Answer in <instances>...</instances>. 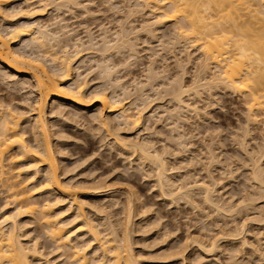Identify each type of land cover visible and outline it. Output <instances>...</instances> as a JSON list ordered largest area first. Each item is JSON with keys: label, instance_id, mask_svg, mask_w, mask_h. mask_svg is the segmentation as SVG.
<instances>
[{"label": "rangeland", "instance_id": "1", "mask_svg": "<svg viewBox=\"0 0 264 264\" xmlns=\"http://www.w3.org/2000/svg\"><path fill=\"white\" fill-rule=\"evenodd\" d=\"M65 1L27 0L28 4L16 1L12 7L16 10L26 9L31 4V7L39 9L45 5L46 10L44 12L42 10L44 15L36 18L37 23L57 32L60 46L70 43L68 46L72 58L79 50V59L73 63V66L79 70L77 72L74 70L73 76H77V73L81 72L82 81L84 79L88 81V87L91 91L104 89L106 93H109V96L115 93L123 99L125 107L130 108L128 112L133 110L132 114H135L139 108L138 112H141L142 115L139 124L135 125L131 121H124L117 112L115 113L117 119L113 120L114 123L112 122L111 128V126L103 127L94 119L93 114L95 113L96 116L97 112L101 110L99 103H95L89 108L90 111L86 112L87 114L85 111H76L74 106L70 107L66 102H62L65 107L59 106L61 104H58L59 101H55L56 104L53 102L54 105L52 104L56 109L50 107L55 111H61L57 110L59 107L63 112L62 115L49 116L50 124L54 126H51L53 129L50 128L52 130H50L52 132H50V137L52 143L55 144L54 151L59 166L58 172L63 181L75 185L79 183L80 187L79 189L76 188V194L83 200H81L83 211L87 215L88 221L96 222L94 224L98 226L102 235L110 227L111 231L116 229L117 232L114 231L113 233L116 238L125 235L123 233L126 232L123 231L126 228L128 230L126 234L130 233L129 240L131 243L129 244H131L132 253L139 262L137 264H264V179L263 181L260 180L263 182L261 184L259 177L256 180L254 174L257 163L262 166V168L260 166L262 173L260 175L264 178V108H262V112L255 106L252 116L257 115L256 119L255 121L251 119L249 122L247 116L251 113L248 108L252 101L247 102L249 101V97L245 93L247 88L241 87L238 90H231L224 89L222 85L218 84V86L213 87L200 86L196 89V91L198 90L197 93L199 92L197 94L193 88L194 82L202 75L207 79L210 78L216 69L211 64L212 66L210 65L206 71L199 73L200 51L191 43L193 42V40L191 41L192 38H189L188 35L185 37V34L182 37V29L181 32L178 30V22L174 19L163 18V20L161 19L163 24L159 19L160 24L151 26L150 24L154 23L153 19L155 18L150 8L148 9L147 6L145 8L137 7L133 4L134 0ZM129 7L131 8L129 9ZM1 9V12L8 15L12 12L10 10L5 12L3 7ZM131 9L132 11H130ZM128 14H130L129 17H127ZM6 18L9 19L8 16ZM6 18L2 20L0 17V27L9 26ZM146 23H149L150 27L149 25L145 26ZM141 27L143 29L149 27V30L148 28L141 30ZM123 30L132 32L130 34L131 41L134 40L135 43L134 41L132 43L137 46L134 45L136 48L135 56H131L132 52L129 48L117 49V46L116 49L111 48L113 51L109 49V52H104L103 55L102 51H105L101 50L104 45L103 37L105 36L111 43L115 44L117 42L116 36L121 35ZM76 41L80 44L78 50L72 45ZM92 41L96 43L94 46L91 45ZM166 42L168 43L165 44ZM36 51L37 53L39 51V53L54 55L49 44L44 49ZM105 62L112 68L108 75L101 70L102 66L107 65ZM46 65L48 66V63ZM1 68L3 71L0 69V98L4 99L5 102L9 101L7 103L11 104L10 107L13 110L15 107L16 112L25 111V115L23 114L21 117V122H23L21 127L30 130L32 123L30 122V114L32 112L26 114V110H29L28 105L33 101L34 86L31 82L26 83L23 90L24 85L14 84L13 78L7 76L9 75L8 70L3 66ZM153 70L157 74L156 76L152 73ZM149 71L152 72L149 73ZM150 75L151 78L153 76V79L150 78ZM180 77L183 84L181 81V83L179 82ZM118 82L123 87L117 85ZM172 82L174 87L171 85ZM180 84L189 89L183 95L185 102L195 107L194 110L187 108L190 112L186 107L185 109L182 108L184 111H180L183 113L179 112L181 117L176 112L171 111L170 115L168 113L177 105L171 95L175 91L173 88L177 89ZM171 91L173 92L171 93ZM90 97L92 98V95ZM89 98L87 100L91 101ZM141 98L146 101L143 102L144 99ZM259 99L263 101L264 97ZM27 100L30 103L26 102ZM22 102L24 103L22 104ZM64 109L66 112L63 111ZM105 115L109 116L110 114L105 112ZM63 116L65 117L63 118ZM115 132L116 134L120 132L119 135H123L122 137L128 142L142 143L144 141L143 143H145L149 141L152 145L151 149L154 147V150L165 158L167 167H169L167 175L169 180L173 182V186L171 184L168 187L166 183L163 184L165 186L158 183L154 162L149 159L145 160L146 158L143 160L140 154L139 157L133 150H127L129 148L126 149V146L121 145L122 143L119 144L115 141L117 138ZM26 134L24 137L27 139L29 137L28 140L32 141L31 134L29 132ZM178 135L181 136H179L180 140ZM14 162H8L9 165L7 161L5 163L9 166L8 169L10 170L11 167L15 173L18 168L22 169L25 165H29V161ZM26 166L23 168L24 170H26ZM25 172H22L18 180L28 177L30 179L29 175L31 174H28L30 171ZM40 176L39 180L33 181L34 184H29V188L40 187L41 182L44 181V176ZM199 181L203 184L200 185ZM1 184L3 183L0 181V206H3L4 203L6 205L8 200L6 206H11L8 204L12 200L10 192L4 191ZM191 184L193 187L190 186L191 188L188 189ZM94 185L96 187L103 185L102 188L100 187L102 191L99 190L101 193L98 191L99 188L94 191ZM160 186H162L161 189L164 187L163 192H161ZM205 186L210 187V189L208 188L210 191L213 189L211 192L212 199L217 204L205 203L206 200L203 198ZM175 191L180 192V194H176ZM129 192H132L131 195L135 194L132 196L129 194V197L127 196ZM167 193L170 194L167 195ZM33 196L34 199H32L37 200L36 202L40 205V202L45 203L49 199L52 204L50 212L59 210L61 207L64 210L70 205L68 200L58 202L56 205L57 203H54L56 202V194L47 193L40 189H37ZM128 197L133 205L131 204L132 207L129 211L131 219L129 221L128 218L125 221L129 209L127 206ZM216 206H219L220 209H217ZM72 207L75 208V206ZM74 208L63 211L61 215L59 214L58 220L64 222L70 220L71 222V216L73 219L76 213ZM229 210L231 212H228ZM36 214L35 216L26 214L23 217V229L25 230L22 229L21 231L23 243L28 241L27 245L30 244V246L32 243L33 245L36 243L40 249V255L37 254L32 258V260L35 259L32 264H45L47 260L52 261L50 262L52 264H77L78 262L72 261L75 257L72 249L65 247L61 248L60 251L59 249L56 250V245L52 243L48 234H45L46 228H44L45 225L43 227L44 223L41 221L42 215L40 217V214H37L38 216ZM70 214L71 216H69ZM63 221L62 223L66 224L64 227L66 231L71 227L74 229L76 224L80 228L81 233L78 229L79 232L75 231L76 233H74L77 236L73 237L75 238L73 244L76 241L75 245L78 242V245H81L82 242L83 246L86 243L88 247L89 243L94 241L86 229H83L84 225L82 226V224L84 223L80 218L73 219V222L68 224ZM122 223L129 227L124 226L123 228ZM82 230L87 233H83ZM78 237L79 239H77ZM243 238H246V241ZM212 241L216 242L217 247L213 251H207ZM243 242L245 243L243 244ZM91 243L85 251V254H88L86 256L87 263L85 260L86 264H92L90 263L91 258L102 254L101 249L97 248V241ZM200 245H203L205 249H202ZM235 249L236 252L233 253ZM97 250L99 252H96ZM176 253L177 255H175ZM173 254L174 256H172ZM106 256L108 259L109 253Z\"/></svg>", "mask_w": 264, "mask_h": 264}, {"label": "bare ground", "instance_id": "2", "mask_svg": "<svg viewBox=\"0 0 264 264\" xmlns=\"http://www.w3.org/2000/svg\"><path fill=\"white\" fill-rule=\"evenodd\" d=\"M16 1H21V2L28 4L27 0H0L1 19L5 20L6 16L9 17V19L6 18L7 19L6 22L8 23L9 26L8 27L6 26V28L2 26L0 27V69L3 71L1 66L6 68L9 73V75L6 74L7 76H9L8 78H11V79L13 78L12 80L14 84L19 83L21 85H24V87L21 86L22 89L26 87L25 85L26 83L29 84V82H31L33 84L32 86H34L33 92L35 95L33 96L32 94L33 96L32 103L28 101L30 100L28 98H27L28 100L26 101L30 103L28 105L29 110H26V114L29 112H32L30 114L31 115L30 122L32 123L30 124L29 122V124L31 125L30 130L23 128V126L21 127L23 123L21 122V117H23V114L25 111L21 112L19 109L21 113L16 112L15 111L16 108L14 107V110H13V108L10 107L11 104L7 103L9 101L5 102L3 101L4 99L2 100L0 98V181L3 183L1 184V186L4 188V191L7 190L10 192L9 194L12 199L8 203L9 205L11 204V206H6L9 200L6 202V205H4L5 204L4 203L3 206H0V212H2L0 214V264H32V261L35 260V259L32 260V258L35 257V255L40 253L39 247H37L36 246L37 244L34 242L35 240L33 241L35 245H33V243L31 242L32 246H30L29 244L30 242L28 243L29 245H27L28 241L26 243L24 242L25 243L24 244L21 238L23 237V234L21 233L23 229V222H22L23 217L26 214L28 215L32 214L35 216V213H37L38 215L40 214V217L42 215L41 217L42 219L39 217L38 218L41 219V221H43L44 223V224L42 223L43 227L45 225L44 228H46L45 229L46 232L45 231L44 232L45 234H48L52 243L56 245V250L59 249L60 251L61 248H65V247L66 249L67 247L72 249L73 253L75 254L74 255L75 257L72 256L74 258V260H72L73 262L76 261L75 263L78 262L80 264H84L86 260V263H87L88 260L86 259L87 258L86 256H88V254L86 255L85 251H87L86 249L90 247L89 245L92 244L91 242L97 241V244H98L97 248L101 249L100 251H102V254L100 253H99L100 255L97 254L98 257L95 256L97 257L96 259L95 257L94 258L92 257L93 259H95V261H93L94 264H137L138 260L136 259L135 255L132 253L133 251L131 248V244H129L131 243V241L129 240L130 233L126 234L128 230L125 228V231L123 232H126V233H123L125 235L120 237L121 239L117 236L120 240L116 238V236H113L114 231L115 233L117 232L116 229L113 230L114 227L112 228L113 231H111V227L110 229L108 228L110 232H108V230L105 228L107 231L105 230V233H103L102 235V232L98 230V226L94 224L96 222L93 223L91 221H88L86 217L87 215L84 214L83 202H82L83 200L80 197H78L76 194L77 193L76 190L79 189L80 187L78 185L79 183L77 185L71 184L66 181H63L60 178V173L58 172V169H59L58 161H57V158L55 156V151H54L55 144L52 143V140L50 137V132L52 131L51 129L53 128H51L52 125L50 124L49 116H52L54 114L62 115L63 112H61L62 111L61 108L59 109L58 107L57 109L61 111H55L54 109L56 108L53 107V105L56 104V102L58 101H59L58 104L61 103L59 106H64L62 105V102L64 103L66 102L68 103V106L70 107L74 106L76 111H82V112L85 111V113L86 112L88 113L90 111L89 108H91L95 103H99L101 106V110L99 111L97 110L98 112L96 116H95V113L93 114V116L95 117L93 118L97 120L99 124L102 125L103 127H110L112 125L113 120L117 119V115L115 114L117 112L120 115V117L124 119V121L126 122L131 121L133 124L137 125L139 124V121L142 117V115L140 114L141 112H138L139 108L138 109L136 108L137 112L135 114L134 113L132 114L133 110L128 112L130 108L125 107V104H124L125 102H123V99H121L115 93H112L111 96H109L108 95L109 93H106L104 89L91 91L90 88L88 87V81L85 79L82 81L81 72H78L77 76H73V73H74L73 71L76 70L77 72L79 70V69L77 70L73 66V63L77 59H79L78 49L80 47L79 46L80 44L77 41L72 43L73 47H75L76 50H78L76 51V54H74V58H72L73 56L70 55V51H69L70 47L68 46V44L70 43L66 44L65 46H60L59 45L60 41L58 39L59 38L58 33L52 31L51 28L39 25L37 23L36 18L44 15L43 12L44 10H46V8H44L45 5H43L39 9H36L34 7H31V4H29V7L26 9L21 8V9L16 10L15 8L12 7V4L15 3ZM71 1L73 0H66L65 2H71ZM133 4L137 7L139 6L140 8L141 7L145 8L146 6L148 9L150 8V11L152 12L155 18L153 19L154 23L150 24L151 26H153V24L157 25V23L160 24L159 19L163 20V18H166L168 20L174 19L175 21L178 22V23L176 22L177 25L179 26L177 27L179 31L182 29V34H181L182 37L185 34V37L189 36V38H192L191 41L193 40V42L191 43H193V46L199 49L200 51L199 65H198L199 73L200 71L201 73L206 71V69H208L211 64L214 65V68L216 69V71L214 72V74L211 75L210 78L207 79V77L202 75L203 77L200 76V78H198V80L194 82L195 85L193 88L195 91L200 86L213 87V86H216L217 84L222 85L224 89L228 88L231 90H238V89H241V87L242 88L245 87L247 88L246 89L247 92L245 93H247V96L249 97V98L247 97L249 100L247 102L252 101V103H249L250 106L248 105L249 106L248 110L251 113V115L247 116V118L249 122L251 121V119H253L252 121H255L256 119L255 117L257 115L252 116V113L254 112L253 108L256 106V108L260 109L261 111L263 110L262 108H264V105H262L264 104V99L263 101H261L262 99H259V98L264 97V0H134ZM2 7L3 9L5 8L4 9L5 12L6 11L8 12L9 10L12 11L11 14L8 15L7 13L1 12ZM131 7H129V9ZM165 7H169V8L165 9ZM130 11H132V9ZM133 12H134V8H133ZM129 15L130 14H128L127 17H129ZM162 20H161V23L163 22ZM148 25L149 23H146L145 26H148ZM149 27H147L148 30H149ZM147 28L144 27V29H147ZM142 29L143 28L141 27V30ZM183 29L185 30L184 32L186 33L183 32ZM129 30H123V32L120 31L121 35L116 34L117 32L119 33V31L115 33L117 35L116 36L117 38H115L117 39L116 43L120 42L118 45H116V43L115 44L111 43V41L108 40V38L104 36L103 37L104 45L102 47L103 49H101V50H105V51H102L103 55H104V52L105 53L109 52V49L111 48L116 49V46H117V49L118 48L119 49L129 48V50H131L132 52L131 56H135L136 54L135 52L136 48H134L135 41L132 40L134 41V43H132L131 38H130V34H132V32ZM136 32L138 31L136 30ZM167 43L168 42H166L165 44ZM13 44L15 45L13 46ZM48 44H49V48L53 51L54 55H50V53L48 55L47 53L45 54L41 52L39 53V51L37 53L36 50L44 49L46 45ZM95 44L96 43L92 41L91 45L94 46ZM45 62L48 63V66L46 65ZM108 65L109 64L102 66L101 68V70H103V72L107 75L110 74L111 73L110 71L112 70V68ZM150 72L152 71H149V73ZM154 72L155 71L153 70L152 73ZM156 75L157 74H155L154 76ZM150 78H151V75H150ZM151 79H153V76ZM178 79L179 78L177 77V80ZM181 79L182 78L180 77L179 82L181 81ZM173 82L171 83V85L173 84ZM119 83L120 82H118L117 85H120ZM182 84H180L177 89L173 88L175 89L174 92L171 91V93L173 92V95L171 96L174 98L177 105L175 104L176 105L174 108L175 111L174 109L173 110L170 109V112H168L169 115L171 111L176 112V113H179V112L183 113L184 111L183 109H185V107L186 109L187 108L188 109L192 108V110L195 109V107H193L192 104L185 102L183 95L184 93L188 92L189 89H186L188 87L183 86ZM27 88L29 89V87ZM30 88H31V85H30ZM137 90L139 89L137 88ZM245 93L243 94L245 95ZM90 95H92V98L90 97ZM88 98L91 101L87 100ZM141 99L143 100L144 98H141ZM144 101L146 100L144 99L143 102ZM53 102L55 103L53 104ZM23 103L24 102H22V104ZM50 107H53L54 109L53 108L50 109ZM180 110H183V111H180ZM63 111H65V109ZM105 112H108L110 115L106 116ZM175 116L177 115L175 114ZM64 117L65 116H63V118ZM179 117H181V114L179 115ZM27 132L31 134L32 141L28 140L29 137L28 139L24 137V135ZM119 133L116 134L115 132V137H117L115 141H117L119 144L122 143L121 145L126 146V149L129 148L127 150H133V152L136 155L138 154L139 156L140 154L143 160L144 158H146L145 160L149 159L152 162H154V164L156 165V171H155L156 177L158 178L157 180L159 181L157 182L160 183L161 185L166 183V185L168 184L167 186L169 187V185H171L173 182L169 180L168 178L167 173H168L169 167H167L168 164L165 162L164 160L165 158H163L162 155L159 154V152L155 151L154 147H152L153 149H151L152 145H150L151 143H149V141L148 142L146 141L145 143H143L144 141L143 142L141 141L142 143L128 142V140L124 139L122 137L123 135L121 136L119 135ZM178 134H181V133L178 132ZM179 136L180 135H178V138ZM119 144L117 145L119 146ZM122 148L124 149L123 146ZM259 148H262V147H259ZM263 152H264V149H263ZM262 157H263V154H262ZM6 161L8 165H9L8 162L10 161L11 162L17 161L18 163L19 161H25V162L29 161V165L28 166L25 165L27 167L26 170L23 169L25 167L24 166L22 168L23 170L21 168L20 169L18 168L17 172L15 173L13 172L14 170H12L11 167H10V170L8 169L9 166L6 165L5 163ZM17 162H14V163H17ZM253 162L255 163L256 160ZM256 164H255L256 167L254 170V174L256 177L255 179L256 180L259 179V181L260 180L263 181L264 178L263 176H261L262 173L260 170L262 166L260 165L261 166L260 168L259 164L257 165ZM10 165H12V163H10ZM11 170H12V173H11ZM21 171L22 172L26 171L25 173H27V171H30L28 172V174H31L29 175L30 179L28 177L26 179L24 178L23 180L22 179L18 180L19 179L18 177L22 175ZM40 175L44 176V181L41 182L40 187L38 186V188L37 187L29 188L31 183L34 184L35 179L39 180V178L41 177ZM258 175H260L262 179H260L261 177ZM263 182L260 181L261 184H263ZM202 184L200 182V185ZM102 186H99V187L95 186V188L93 189L95 191V189L99 188L98 189L99 191L101 190L100 187L102 188ZM190 186L193 187L191 184L189 185L188 189L191 188ZM207 186H205L204 188L205 195L203 198L206 200L205 203L208 202V204L210 203V205L211 204L214 205L216 202H214V200L212 199V193H211L213 189L210 191L209 190L210 187H207ZM161 187L162 186H160V189ZM183 188L187 189L186 187H183ZM37 189H40L41 191H45L47 193L48 192L55 193L57 196L56 202L54 201L53 202L55 204L57 203L56 205H58V202L61 203L64 200L65 201L68 200L70 205L68 208L65 206L68 210L66 208H64L63 210V208L61 207L62 208L61 209L59 208L60 207L59 206L58 207L59 210L56 209V211L52 210V212H50L51 211L50 209H52L51 207L52 204L49 202L50 201L49 199L45 203L39 201L41 205L38 204V202H36L37 200L36 201L33 200L34 199L33 195ZM162 190H164V187L163 189H161V192H163ZM171 191L173 192V190ZM131 193L129 192L127 196H129V194L131 195ZM170 193H167V195ZM178 193L180 194V192H177L176 194ZM174 194H172L173 197H174ZM129 197H128L129 200L127 199L128 203L126 201L127 206H129V209L128 211L126 210L128 213L126 214L127 218H125V221H127L126 219L128 218H129V221L131 219V216H130L131 214L129 215V211L133 205L132 204L133 202L130 200ZM72 206H75V208ZM71 207L74 208L75 209L74 212H76L75 214L73 212L74 214L73 219L80 218L82 220V223H84L82 224V226L84 225L83 229L84 230L86 229V231L91 236L92 240H94V241H91V238H89L90 239L89 241L91 242L90 243L88 242L89 243L88 247L86 246V243L83 246L82 242H81L82 246L78 245L79 242L77 245H75L76 241L73 244V239H75L73 237L77 236V234L74 235V233H76L75 231H78L80 229L77 227L78 226L77 224H76L77 228L73 225L75 227L74 229L71 227L69 230L66 231V228H64L66 224L62 223L63 220L61 221L58 220L59 214L61 215L63 211L64 212L69 211V209H72ZM216 207L217 209H220L219 206H216ZM231 210H229L228 212H231ZM69 216H71V214ZM73 219L71 216V220H72L71 222H73ZM68 221L69 222H64V221L63 222L67 224L71 223L70 220ZM99 226L101 225L99 224ZM124 226L127 227L128 225L126 226L123 224V228ZM24 230L25 229H23V231ZM84 230H82L83 233L85 232ZM79 233H81V231ZM77 239H79V237ZM244 243L245 242H243V244ZM200 247L202 249H205L203 245H200ZM216 247H217L216 242L212 241L209 250H207V248L206 250L213 251L216 249ZM98 250L96 252H99ZM96 252L94 251V253ZM107 252L109 253L108 259H107L108 256H106V254H108ZM235 252H236V249L233 253ZM175 255H177V253ZM172 256H174V254ZM92 258H91L90 263L93 264ZM50 262L52 261L47 260L45 264L46 263L52 264Z\"/></svg>", "mask_w": 264, "mask_h": 264}]
</instances>
